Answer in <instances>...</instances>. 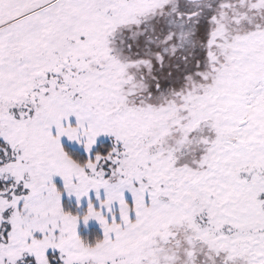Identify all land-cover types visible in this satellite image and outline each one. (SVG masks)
Returning <instances> with one entry per match:
<instances>
[{"label": "rangeland", "instance_id": "374dc122", "mask_svg": "<svg viewBox=\"0 0 264 264\" xmlns=\"http://www.w3.org/2000/svg\"><path fill=\"white\" fill-rule=\"evenodd\" d=\"M0 264H264V0H0Z\"/></svg>", "mask_w": 264, "mask_h": 264}, {"label": "trees", "instance_id": "16d2710c", "mask_svg": "<svg viewBox=\"0 0 264 264\" xmlns=\"http://www.w3.org/2000/svg\"><path fill=\"white\" fill-rule=\"evenodd\" d=\"M168 72V71H166ZM165 75H167L165 73ZM167 77V76H165ZM164 77V78H165ZM164 80V79H163ZM111 144L110 142H102L96 146V148L93 150V155L89 157L87 154L79 151L78 149H75L67 144L63 145V148L65 152L68 154L69 157H71L75 162H77L79 165H86L90 159H93L96 155H106L111 150ZM87 207H84L86 209ZM63 209L67 213H72L73 215L77 214V209L75 206H72L68 204L67 199H64L63 201ZM80 237L85 241L89 242L90 244H95L96 242H99L103 239L102 233L100 230L96 227H91L87 231H82L80 233ZM54 253L49 252L48 258L53 261ZM55 259V258H54Z\"/></svg>", "mask_w": 264, "mask_h": 264}, {"label": "water", "instance_id": "95a60500", "mask_svg": "<svg viewBox=\"0 0 264 264\" xmlns=\"http://www.w3.org/2000/svg\"><path fill=\"white\" fill-rule=\"evenodd\" d=\"M190 2H196V1H201V0H188Z\"/></svg>", "mask_w": 264, "mask_h": 264}]
</instances>
